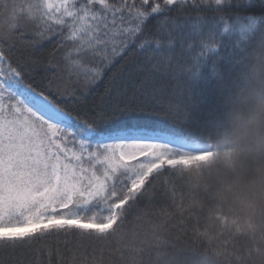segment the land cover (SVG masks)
<instances>
[{"label": "snow or ice", "instance_id": "1", "mask_svg": "<svg viewBox=\"0 0 264 264\" xmlns=\"http://www.w3.org/2000/svg\"><path fill=\"white\" fill-rule=\"evenodd\" d=\"M188 3L203 4L214 15L185 16L183 23L168 17L159 21L156 34L138 46L143 60L114 72L101 102L89 104L90 89L142 33L149 16ZM148 4L0 0L5 26L0 38L32 25L38 40L62 35L58 43L70 45L62 68L50 63L48 70L66 72L78 85L79 95L75 89L67 95L91 118V123L78 122L25 84L38 61L21 57L14 67L11 45H0V250L5 253L0 264L49 237L104 241L105 247L109 237H118L111 254L132 251L125 221L130 212L139 211L137 202L150 178L203 159L208 154L204 149L212 148L203 138L188 140L156 124L144 106L163 104L168 79L187 75L197 84L223 81L221 63L234 69L264 31V0H154L146 11L143 5ZM233 4L235 8L227 7ZM225 35L235 38L227 50L221 39ZM105 259L103 247L89 257L81 246L71 264H103Z\"/></svg>", "mask_w": 264, "mask_h": 264}, {"label": "clouds", "instance_id": "2", "mask_svg": "<svg viewBox=\"0 0 264 264\" xmlns=\"http://www.w3.org/2000/svg\"><path fill=\"white\" fill-rule=\"evenodd\" d=\"M234 70L208 154L175 170L171 204L103 264H264V31Z\"/></svg>", "mask_w": 264, "mask_h": 264}, {"label": "trees", "instance_id": "3", "mask_svg": "<svg viewBox=\"0 0 264 264\" xmlns=\"http://www.w3.org/2000/svg\"><path fill=\"white\" fill-rule=\"evenodd\" d=\"M117 4L120 0H114ZM133 0H128L131 5ZM154 0H149L148 5H143L144 10L149 11L153 6ZM163 4V0H155ZM199 4V0H197ZM137 6H141V0H135ZM229 8H235L236 5H229ZM214 15L208 11L203 4L199 7L188 3L184 6H168V10L152 14L143 26V31L137 37L128 43L124 52L117 56L112 65L104 72L102 78L90 89L88 96L89 104H98L108 86L109 79L114 72L121 69L122 66H132L135 62L143 60V55L138 51L139 44L156 34L158 22L165 17L175 18L177 23H183L185 16L195 17L197 14ZM4 10L0 9V32L5 31L3 24ZM256 14L259 13H249ZM127 19V13L125 12ZM36 29L32 25H24L17 32L0 38V45L8 49L12 48V62L15 67L21 57L28 61L29 56H33L38 61L35 65V71L25 76V84H30L37 92H43L44 95L52 99L58 107L68 112L78 122L87 120L91 123V118L86 116L83 106L80 102L70 98L67 93L76 90L79 95L78 85H74L73 80H69L67 73L61 70H48L50 63L58 66L63 65L62 56L65 50L70 47L68 44L60 45L62 35H53L44 40H38L34 35ZM64 35H66V30ZM222 46L225 50L234 43L235 38L228 35L223 36ZM124 45H121L123 47ZM198 50V49H197ZM30 62V61H29ZM189 64L191 60L188 61ZM221 71L224 74V80L216 78L210 79L206 84H199L189 80L187 75H183L176 80H166V93L164 102L160 105L148 104L144 106L145 113L158 125L169 129L189 140L203 138L206 141L211 140V128L209 122L220 113L222 109V99L224 92L235 75V70L226 63H221ZM205 71H208L206 68ZM50 88L58 89L51 91ZM67 90V91H66ZM59 93H65L61 96ZM147 190L138 202L139 211L130 212L125 221L124 231L130 233L138 224H141L145 217L153 216L161 212L172 202V186L175 184V172L165 171L163 174L150 178ZM138 217V218H137ZM108 246L105 247L104 241L83 240L80 241L75 236L68 237H49L45 241H39L28 249H19L9 260L13 264L15 260L22 261V264H71L73 252H79L80 247L85 250V255L91 257L95 252L99 254L101 248H104V255L107 258L113 249L118 246V237H109ZM5 253L0 250V258ZM79 264V261H78Z\"/></svg>", "mask_w": 264, "mask_h": 264}, {"label": "rangeland", "instance_id": "4", "mask_svg": "<svg viewBox=\"0 0 264 264\" xmlns=\"http://www.w3.org/2000/svg\"><path fill=\"white\" fill-rule=\"evenodd\" d=\"M69 131H71V130H69ZM189 140V139H188ZM69 147H72V145L71 144H69Z\"/></svg>", "mask_w": 264, "mask_h": 264}]
</instances>
